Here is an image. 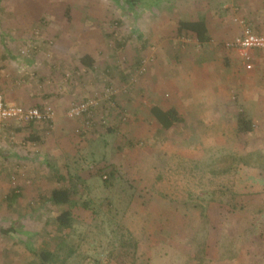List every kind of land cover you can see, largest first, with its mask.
Listing matches in <instances>:
<instances>
[{
    "label": "rangeland",
    "instance_id": "1",
    "mask_svg": "<svg viewBox=\"0 0 264 264\" xmlns=\"http://www.w3.org/2000/svg\"><path fill=\"white\" fill-rule=\"evenodd\" d=\"M254 1L256 12L252 14L249 0H222L223 9L228 3L226 29L215 33V45L204 46L191 34L177 30L181 11H194L191 0H142L135 11L127 9L123 0H0V14L4 16L6 10L8 22H20L19 10L27 14L24 22L31 24V31L25 34V42L31 33L32 39L38 36V53L45 55L43 61L51 71L47 83L63 96L59 106L52 104L55 117L61 119L60 127L55 129L52 122V127L40 129L46 139H56L52 144L60 150L56 157L49 156L55 163L51 164L49 157L44 160L54 169L45 163L46 167L33 171L31 162L32 168L25 170L20 163L17 169L36 173L0 176V264H24L33 256L30 247H53L68 235L81 255L110 264H131V256L135 264H199L191 260L196 254L195 234L208 244L202 264H264V215L227 214L225 204L197 198L213 190L230 189L240 201L264 204V170L241 165L232 174L210 172L211 161L222 155L264 156V57L255 54L254 67L247 70L237 55L224 49V43L240 33L235 14L250 21L257 32L264 30V0ZM7 9L11 15L6 14ZM2 23L1 19L0 30ZM226 34L220 41L219 36ZM85 52L95 59L92 69L79 61ZM214 53L219 63L228 57L243 68L239 67L236 75H223L212 68L218 65L215 60L199 64L200 57L210 62ZM207 69H214L213 74L204 76ZM169 70L168 79H157ZM248 83L255 87L251 98L246 93ZM197 93L214 101L198 103ZM218 93L228 99L226 106L217 104ZM91 98L98 99L92 124L80 133L77 128L84 116L70 117L68 109ZM159 101L177 102L185 119L168 130L147 120L146 109ZM230 107L249 110L255 119L252 132L236 134L237 112L226 114ZM6 127L3 141L27 144L29 132L24 137L14 128L12 135ZM57 135L63 137L60 144ZM112 165L119 173L113 184L107 185L98 169L105 172ZM8 166L5 161L0 165L1 170ZM56 169L61 175H69V169L72 176L59 181ZM70 178L79 184L80 194L73 205L74 228L67 233L58 230L55 222L61 207L52 205L47 195L53 187L70 184ZM19 181L30 188L21 192L20 206L12 209L5 196ZM85 198L93 199L95 208H84L81 200ZM190 200L206 210L189 207ZM23 216L26 223L10 219ZM231 231L238 256L222 261L220 245L231 241ZM128 239L125 248L122 243Z\"/></svg>",
    "mask_w": 264,
    "mask_h": 264
},
{
    "label": "crops",
    "instance_id": "2",
    "mask_svg": "<svg viewBox=\"0 0 264 264\" xmlns=\"http://www.w3.org/2000/svg\"><path fill=\"white\" fill-rule=\"evenodd\" d=\"M202 1L205 3V6H202L200 0H191L192 8L194 9V11H192V12H187L186 10L181 11L179 20H181V19H189V20L204 19L208 25L211 39L209 42H207L206 44H203V45L204 46H206L207 44H210V45L214 44L215 45V37H214L215 33H217V31H219V30L222 33H224L223 31H225V29H226L223 27V25L226 22L225 19L228 18L227 15H229V12L227 11L228 8H226L228 3H226L224 5L225 8L223 9L222 8L223 5L221 3L222 0H202ZM210 3H212V5ZM248 3L250 6L249 7L250 10L251 9L253 10L252 11V14H253L254 12H256L255 8H254L255 5H253V4H257V3L254 0H249ZM208 4H210V5H208ZM173 6H174V4H173ZM7 10H9V9H7ZM5 11H4V13H5ZM4 13H3V15L5 16ZM6 14L11 15V10L7 11ZM262 15H264V13H262ZM4 16H2L0 14V21H1V19L3 20V23H2L3 28L0 30V56H1V61H2L1 82H2V87H3L5 99L7 101L17 102V103L25 105V106H37V105H42V104L49 103V102H51V104H53L55 106H59V104L61 103L60 100L62 99L63 96L59 95V93H57V92H54L55 89L51 88L47 83V79L49 78L48 75L51 73V71H49V67L47 68V65H45L47 63H45L43 61V60H45V55H43L42 52L38 53V50H36V51H32L30 53L29 57H23L21 52H20L22 49L21 46L27 44L28 42L31 43L33 41V39L31 38L32 33H31L30 39L27 42H25L26 38H24L27 31H28L27 34H29V32L31 31V24H29V23L27 24L26 22H24V17H26V21L28 20L27 14L24 15L23 11L19 10L17 17H18V21H20V22H17V23L13 22V21L8 22V19H4ZM254 16L257 17L255 14H254ZM233 19H234V16H233ZM262 25H263V29H264V24H262ZM237 26H238V29L240 30V27L238 24H237ZM254 29H255V26H254ZM156 32H157V30H156ZM259 33H264V30H262ZM189 34H191L193 39L197 40L194 34H192V33H189ZM225 38H227V34H226V36H223V35L219 36L220 41H223ZM31 39H32V41H31ZM56 45H58V44L56 43ZM226 51H227V53H229V51L227 49H226ZM85 53H87V52H85ZM219 53H218V55L221 57L222 55H220ZM257 53L264 57V53H262L260 51H257L256 54ZM213 55H214V57H213L214 59L210 60V62L204 60L203 57H200L199 58V64L203 66L206 64H211L215 60L214 62H217L218 65H215L212 68H214V69L218 68L219 71L224 72V73H222L223 75L225 73L230 74V75H236L239 72V69H240L239 67H242L241 65L236 67L235 62L230 58L228 59V57H227V59H225V63H223L222 61H221V63H219V57H217V55L215 53ZM225 56H226V52H225ZM225 56L224 57L222 56V57L225 58ZM42 61H43V65L41 64ZM166 61L170 62V59L168 58ZM166 66H167V64H166ZM243 67L245 68L244 65H243ZM214 69H212V70L207 69L205 71L206 73L204 74V76L212 75ZM32 72H33V74H32ZM168 72H171V70L166 71V74H165V72H163V74H161L160 76L159 75L157 76V74H159V72H156L157 79L158 78L159 79H163V78L168 79V77H169ZM263 72H264V70H263ZM262 76H263V73H262ZM263 84H264V80H263ZM247 88H249V90L246 91V93L248 92L251 95L250 96V98H251L252 94L256 93L254 91L255 87H254V85H250V83H248ZM188 94L190 95L189 91L187 92V95ZM218 95L219 96L217 97V104L219 103V107L226 106L225 104L228 103V99H225V95L223 93H221V94L218 93ZM197 96H198L197 98H199V100L197 102L201 103V104H203V102L205 104V102L206 103H209V102L212 103L214 101L213 99L212 100H209V99L206 100L205 97L208 96L207 94L197 93ZM192 98H193V96H192ZM163 102L164 101H159L158 103L155 102V103H153V105H159L165 109L170 108V107H175L179 111V113L181 114L182 109L180 107H182V106L181 105L179 106L177 104V102L174 103L172 101V103L171 102L169 104L167 103L168 105L163 103ZM245 102H246V100H245ZM230 104H228V105H230ZM151 107L152 106H149V108L146 109V114L148 113L147 114L148 115L147 120H150L151 122H155L156 124H158L156 119L150 114V108ZM240 109H244V107H242ZM226 110L227 111L229 110V112H227L226 114L231 113V112L235 113L234 110H236V112L238 111L235 107H230L229 109H226ZM247 111H249V110H247ZM181 116L183 117L182 114H181ZM251 117L253 120H255L252 115H251ZM184 119L185 118H183V120ZM139 121H140V119H139ZM53 123H55V126H57V127H55V129L60 127L59 123L61 124L62 122H61V119L59 118V116L57 118L55 117ZM13 126H15V127H13ZM12 129L16 130V132L18 134L21 133V135H23L24 137H26L27 132H29L28 137L26 139V141H28V142L26 144L25 141H21L20 145H16V143H14V141H11L10 143L3 141L1 139V136H0V165L3 164L4 161L9 163V166L5 167V170H1L2 167H0V176L3 173L6 176H10V177H11V175H14V174L15 175L17 174L18 177L19 176L22 177L23 175L25 177L27 175H32V174L34 175V173H36V171L35 172H33V171L36 168H38V166H42L44 168L47 166L46 164H48L49 168L54 169L55 166L49 165V163H46L44 160H45V158L49 157L50 155H52L53 157H56V155H59L60 150L59 149L57 150L55 145L52 144L53 140L55 138L46 139V137H48V136L44 135V133H43L44 131L40 130V129H44V125L42 123H34V124L24 123V124H21V123H14L13 122L12 125H7V127H6V130L10 131L11 134L13 135L15 132H13ZM54 132H56V131H54ZM14 137L15 136H12V138H14ZM62 140H63V137L60 135H57V141H58L57 144H60V141H62ZM27 147L31 148V149H35V152H37V153H34V152L29 153L28 150H26ZM49 158L52 159V157H49ZM52 160L53 161L51 164L56 162L54 159H52ZM31 162H33V165H32L33 168L30 164ZM20 163L25 165L24 166V167H26L25 170H27L28 168H32L33 171L32 172L29 171L26 174V173H24L25 171L23 169H17V166H19ZM57 168H58V166H57ZM55 172H57L56 176H59L62 174V173H58V169H56ZM67 173H69V175L72 176L69 169H67ZM67 175L68 174L61 175V177H66ZM69 175H68V177H69ZM67 180H69V178ZM0 183H1V179H0ZM19 183L20 184L16 183L17 185L15 186V188L12 190L10 189L8 191V193H10L12 191H16V192L20 191V194H21V192H25L26 188L27 189L30 188L28 185H25V183L23 181H19ZM0 190H2V189H0ZM8 193L6 194L5 198H7ZM20 199H21V196L19 197L18 201L13 206H11L10 208H12V209L17 208L18 204L20 206V204H21ZM38 205H40V204H38ZM7 206H9V205L7 204ZM10 219H12L16 224L20 221L22 223H26V221L24 220V216L21 218H19V217L14 218L13 217ZM18 219H20V220H18ZM14 222H12V223H14ZM20 233H24V231L20 232Z\"/></svg>",
    "mask_w": 264,
    "mask_h": 264
},
{
    "label": "trees",
    "instance_id": "3",
    "mask_svg": "<svg viewBox=\"0 0 264 264\" xmlns=\"http://www.w3.org/2000/svg\"><path fill=\"white\" fill-rule=\"evenodd\" d=\"M127 9H131L133 11L136 10V7L140 6L142 0H123ZM69 15V14H68ZM178 33H192L195 35L199 44L203 45L210 41V31L208 25L204 19L198 20H189V19H181L178 21ZM139 38L142 39V35L139 34ZM80 63L87 67L88 69H92L95 65V59L91 54L85 53L79 58ZM150 114L156 119L160 128L164 130H168L179 124L183 121V117L179 113V111L175 107L163 108L159 105H152L150 108ZM28 124H34V122H29ZM254 129V122L251 115L245 110L240 109L237 111L235 116V132L237 135H246L252 132ZM109 131H116L114 127H108ZM32 138V137H31ZM210 172L214 175H225L232 174L237 172L239 166H256L260 168V170H264V156L259 154H237L230 153L228 155H222L213 159L210 163ZM104 170V169H103ZM102 168L98 169L99 176L103 179V182L107 185H112V179L115 178L119 171L115 165H112L111 168L107 169L105 172ZM106 176V177H104ZM59 181L64 182L67 181V178L61 177V175L57 176ZM71 183L64 186H56L50 189L49 194L47 195L48 201L52 205H57L61 207L62 210L58 212L55 216V222L58 226V230L60 231H68L74 228V224L76 221L75 214L73 211V205L76 204L77 196L80 194L78 191L79 184L74 182L73 179L70 178ZM217 194L221 198L217 197ZM21 196L20 191H12L8 193L6 202L9 207L13 206ZM225 197V198H224ZM198 200L202 201H215L220 205L227 206V214H241V215H255L260 217L264 215V204H252L248 201H240L237 199V194L230 189H218L213 190L210 193H207V196L201 198L197 197ZM84 208H95L92 207L93 199L85 198L81 200ZM189 203V202H188ZM192 206H189L193 209L202 208V210H206V207L200 204H195L193 200H190ZM188 204V205H189ZM203 213V211H202ZM253 227V225H252ZM5 230V229H1ZM238 230V229H237ZM6 231V230H5ZM66 233V234H67ZM68 235V234H67ZM231 236V241L228 244L220 245V259L222 261H232L237 256L238 253L234 249V233L232 231L229 234ZM196 242V254L191 257V260H198L199 264H202L203 260H205V253L207 252V240H199L196 237V234L193 236ZM70 235L66 238H63L59 243L55 246H47L45 248H29L32 253V258L29 259L24 264H110L107 261H99L93 256L81 255L78 252V245H76L75 241L71 242ZM123 241V237L121 239ZM128 241H124L122 244L125 245ZM121 244V246H122ZM113 248H116V244L112 245ZM94 260L95 263L92 261ZM135 257L131 256V264H135Z\"/></svg>",
    "mask_w": 264,
    "mask_h": 264
},
{
    "label": "built area",
    "instance_id": "4",
    "mask_svg": "<svg viewBox=\"0 0 264 264\" xmlns=\"http://www.w3.org/2000/svg\"><path fill=\"white\" fill-rule=\"evenodd\" d=\"M234 21L240 27V33L232 40L224 43V48L237 55L243 62V65L247 70H251L254 67V58L257 51L264 53V33L257 32L253 24L246 18L236 14ZM39 31L35 33L38 34ZM36 36V35H34ZM185 38V36H181ZM33 38L31 43L25 44L21 49L23 57H29L32 51H36L39 47L38 36ZM185 40V39H184ZM2 61L0 57V136L5 134V127L14 123H42L52 127V122L55 118V108L52 104H44L41 106H25L17 102L7 101L4 96L2 82ZM32 75V74H31ZM264 80V72H263ZM110 97V94L108 95ZM98 99L91 98L88 100H82L73 103L68 109V115L70 117L84 118L81 121L77 131L80 133L86 132L90 129L92 124L93 110L98 104ZM126 119V116H123ZM106 177V176H104Z\"/></svg>",
    "mask_w": 264,
    "mask_h": 264
}]
</instances>
